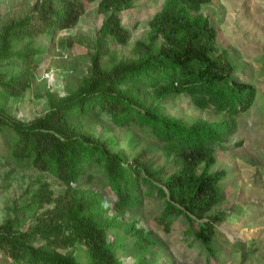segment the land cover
I'll use <instances>...</instances> for the list:
<instances>
[{
	"label": "trees",
	"instance_id": "16d2710c",
	"mask_svg": "<svg viewBox=\"0 0 264 264\" xmlns=\"http://www.w3.org/2000/svg\"><path fill=\"white\" fill-rule=\"evenodd\" d=\"M96 1L104 18L90 73L81 86L64 97L48 96L46 113L27 123L0 111L8 159L40 173L35 186L25 188L21 205L8 207L10 215L0 224V251L13 264H81L74 249L82 246L85 264H121L115 250L125 246L119 239L109 240V233L120 231L135 237L139 263H154L157 243L134 219V210L150 198L162 201L156 220L166 231L179 216L190 223L204 220L194 237L213 257L215 223L227 216L210 214L221 202L220 182L226 176L225 171L213 170L214 148L236 132L237 120L253 104L256 90L233 79L228 53L220 49L216 28L201 12L210 0H165L149 21L146 41L136 43L139 57L116 61L111 56L108 66L102 57L110 41H128L129 32L118 14L130 0L36 1L32 13L11 22L0 35V67L3 61L20 67L8 79L0 70V89L21 97L38 65L34 38L55 28L74 27L86 3ZM15 41L22 45L14 47ZM171 96H184L195 109L212 116L219 112L220 120H198L188 127L164 112L162 102ZM90 119L145 134L157 143L154 150L163 154L167 165L152 169L148 148L134 157L127 153L136 149L137 134L128 137V149L118 148L114 135L104 140L92 136L83 123ZM11 173H0V178L7 182ZM42 173L62 185V193H56ZM82 175L89 183L96 181L98 188H81ZM100 187H107L113 198H105ZM19 211L30 216H20ZM31 217L32 226L23 230ZM185 234H191L190 228Z\"/></svg>",
	"mask_w": 264,
	"mask_h": 264
},
{
	"label": "rangeland",
	"instance_id": "374dc122",
	"mask_svg": "<svg viewBox=\"0 0 264 264\" xmlns=\"http://www.w3.org/2000/svg\"><path fill=\"white\" fill-rule=\"evenodd\" d=\"M36 1L39 0H0V35L11 22L32 13ZM164 1L130 0V6L118 14L129 32L128 41L125 45L110 41L102 63L108 66L112 57L116 61L137 59L139 56L134 53L136 43L146 41L149 21L162 8ZM201 12L216 28L220 49L229 54L233 79L251 84L256 90L253 104L237 120L236 133L224 142L227 149L216 152L217 163L213 169L225 171L226 176L220 182L221 202L210 214L225 212L227 216L222 222L215 223V236L210 245L214 256L194 237L198 224L204 220L190 223L179 216L166 231L156 220L162 210V201L150 198L134 210V216H137L138 226L149 231L158 242L153 249L156 260L151 264H264V0H210ZM103 18L98 1L86 3L85 12L74 27L55 28L35 37L31 45L40 52L35 56L38 65L33 73L34 81L21 97L8 96L0 89V111L27 123L46 113L49 97L56 99L75 92L90 73ZM21 45L22 42L14 43V47ZM0 70L8 79L19 73L20 67L17 64L9 66L3 61ZM162 105L167 115L186 125L200 118L212 119L208 112L195 109L184 96H171ZM83 123L84 129L100 140L116 136L118 148L128 149L125 146L128 137L137 134L136 149H128L127 153L134 157L148 148L146 159L152 169L159 170L167 165L163 154L154 150L157 143L136 129L132 132L116 129L102 119ZM224 131L227 133L225 128ZM7 140L6 132L1 133L0 173L1 176L10 170L12 173L7 182L0 178V224L10 215L8 207L14 203L21 205L25 188L30 184L33 186L40 174L30 165L19 166L13 159H8ZM41 175L53 183L56 193H62V185L57 181L54 183L47 174ZM80 180L83 189L98 188V183L87 182L85 175ZM102 193L107 199L113 198L107 187ZM18 214L22 215L20 211ZM121 219L127 223L132 221V218ZM33 221L32 217L26 219L22 229L31 227ZM189 228L191 234L186 235ZM113 238L125 244L124 249L116 251L121 264H141L134 236L120 231L119 234L109 233V240ZM74 252L80 263L85 264L84 248L76 247ZM0 264H13L2 251Z\"/></svg>",
	"mask_w": 264,
	"mask_h": 264
},
{
	"label": "clouds",
	"instance_id": "9594fccd",
	"mask_svg": "<svg viewBox=\"0 0 264 264\" xmlns=\"http://www.w3.org/2000/svg\"><path fill=\"white\" fill-rule=\"evenodd\" d=\"M227 52V51H226ZM228 53V52H227ZM228 57H229V54H228ZM204 112H207V111H204ZM209 113V112H208ZM210 115V114H209ZM220 115L221 114H219V112H217L216 114H215V116H212V115H210L211 117H212V119L211 120H207V119H202V118H200V119H197V120H195V121H193V123H195L196 121H198V120H206V121H209V122H217V121H219L220 120ZM192 123V124H193ZM191 124V125H192ZM191 125H186V126H191ZM238 127V126H237ZM236 132H234V134H235ZM234 134H232V135H228L227 136V138L222 142V143H219L218 145H216V147L214 148L215 150H214V156H215V158H216V152L218 151V150H226L227 149V147L224 145L225 143L224 142H226L231 136H233ZM216 163H217V159H216ZM216 166V165H215ZM214 166V167H215ZM214 170V169H213ZM161 212V211H160ZM137 217V216H136ZM134 219H137V218H134ZM164 228V227H163ZM165 229V228H164ZM147 232H149V231H147ZM127 235H129V234H127ZM156 241V240H155ZM122 243V242H121ZM156 243H157V245H158V242L156 241ZM122 245H124L125 246V244L124 243H122ZM157 245L155 246V247H157ZM155 247H153V249L155 248ZM125 248V247H124ZM124 248H121V249H124ZM118 249H116L115 250V255H116V251H117ZM139 253V252H138ZM153 253H154V255H153V257H154V260L152 261V262H155V260H156V257H155V251H153ZM117 257V256H116ZM118 258V257H117ZM150 259H151V257H149ZM120 263H121V261H120Z\"/></svg>",
	"mask_w": 264,
	"mask_h": 264
}]
</instances>
